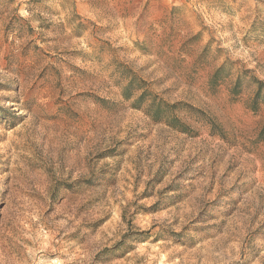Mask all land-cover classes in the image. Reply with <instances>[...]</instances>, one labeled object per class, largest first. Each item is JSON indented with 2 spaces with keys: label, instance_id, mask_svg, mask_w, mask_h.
<instances>
[{
  "label": "rangeland",
  "instance_id": "obj_1",
  "mask_svg": "<svg viewBox=\"0 0 264 264\" xmlns=\"http://www.w3.org/2000/svg\"><path fill=\"white\" fill-rule=\"evenodd\" d=\"M258 82L264 0H0V264H264Z\"/></svg>",
  "mask_w": 264,
  "mask_h": 264
},
{
  "label": "trees",
  "instance_id": "obj_2",
  "mask_svg": "<svg viewBox=\"0 0 264 264\" xmlns=\"http://www.w3.org/2000/svg\"><path fill=\"white\" fill-rule=\"evenodd\" d=\"M259 83V82H258ZM240 84L241 82L238 80L235 84H234V87L231 91V93L233 95H239V89H240ZM259 87L257 88L255 94H254V97H253V101H252V107H254V110H256V106L259 105L260 103H263L264 104V93H262V87H261V84L259 83ZM133 90V87L131 85V82L125 86L124 88V97L129 100L130 99V92ZM137 104H142L143 103V96H140L136 102L134 103V105ZM164 106L162 104V106L156 104L153 102V100L151 101V103L149 104V109H148V112L150 113V117L153 119V120H156V121H160L162 119H164V117L162 116V113L164 111ZM264 130L262 131L261 134H263Z\"/></svg>",
  "mask_w": 264,
  "mask_h": 264
}]
</instances>
